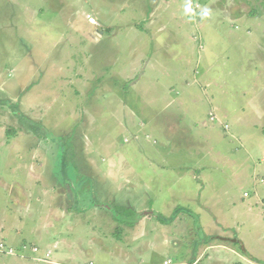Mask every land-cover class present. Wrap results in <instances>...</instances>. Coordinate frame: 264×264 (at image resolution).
Returning <instances> with one entry per match:
<instances>
[{"label": "rangeland", "instance_id": "374dc122", "mask_svg": "<svg viewBox=\"0 0 264 264\" xmlns=\"http://www.w3.org/2000/svg\"><path fill=\"white\" fill-rule=\"evenodd\" d=\"M161 1L0 0V264H264V0Z\"/></svg>", "mask_w": 264, "mask_h": 264}, {"label": "crops", "instance_id": "0c3cea01", "mask_svg": "<svg viewBox=\"0 0 264 264\" xmlns=\"http://www.w3.org/2000/svg\"><path fill=\"white\" fill-rule=\"evenodd\" d=\"M180 1V0H179ZM161 2H165L166 4H167V1L166 0H162ZM251 18V17H250ZM201 22H203V21H201ZM196 24H198L197 26H198V28H200L201 27V23H200V21L199 22H194L193 21V23H192V26L194 25V27L196 26ZM254 28V25H252L251 26V29H248L247 30V34H249V33H251V31L252 30H254L253 29ZM256 31L257 30H263V28H264V25L263 24H256ZM199 76H200V74H199ZM187 79H189V78H187ZM193 80V79H192ZM191 80V81H192ZM187 82H189L190 84L192 83V82H190V81H186L185 82V84L184 85H186V84H188ZM195 83H196V89H197V91L195 92V95H190V101L191 102H197L199 99H200V85H199V83H197L196 81H195ZM188 89V88H187ZM182 96H184V94H186L187 92H186V88H185V86H184V88L182 89ZM188 93H190V94H192L193 92H188ZM196 98V101H194V98ZM0 226H2V225H0ZM2 229H3V227H1L0 228V231H2ZM247 251V250H246ZM50 253V251H48L47 252V254H49ZM246 253H248V252H246ZM248 255V254H247ZM249 257H247V256H243V258H244V260L247 262V264H258V263H256L255 261H256V258L254 257V256H252V255H248ZM54 264H58L57 262H55Z\"/></svg>", "mask_w": 264, "mask_h": 264}, {"label": "trees", "instance_id": "16d2710c", "mask_svg": "<svg viewBox=\"0 0 264 264\" xmlns=\"http://www.w3.org/2000/svg\"><path fill=\"white\" fill-rule=\"evenodd\" d=\"M19 121L22 123V124H27L28 126H30L32 129H33V131L35 132V133H37L38 132V130L40 129V127L38 126V125H36L35 127H34V125L35 124H32V123H29L26 119L24 120V118L23 117H21V116H19ZM28 122V123H27ZM118 212V211H117ZM130 213H133L134 214V212L131 210V209H124V210H122V212H121V215L122 216H125V217H129V216H131L132 214H130ZM119 214V213H118ZM128 224V223H127ZM130 224V223H129ZM243 256H247V257H249L248 255H247V253L246 252H244L243 251Z\"/></svg>", "mask_w": 264, "mask_h": 264}, {"label": "built area", "instance_id": "2783aa9c", "mask_svg": "<svg viewBox=\"0 0 264 264\" xmlns=\"http://www.w3.org/2000/svg\"><path fill=\"white\" fill-rule=\"evenodd\" d=\"M91 22L93 24L94 21H91ZM5 248L6 247L0 243V252L1 253H6V254H13L14 253V249H12V248L5 249ZM34 251H36V249H34Z\"/></svg>", "mask_w": 264, "mask_h": 264}]
</instances>
